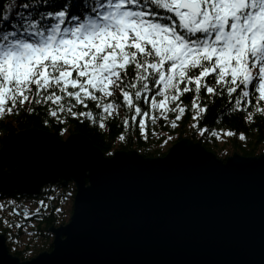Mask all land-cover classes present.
Masks as SVG:
<instances>
[{"label": "snow or ice", "instance_id": "1", "mask_svg": "<svg viewBox=\"0 0 264 264\" xmlns=\"http://www.w3.org/2000/svg\"><path fill=\"white\" fill-rule=\"evenodd\" d=\"M19 7L33 11H16L10 29L0 31V118L26 104L29 113L32 105H48L47 115L60 122L66 113L103 129L120 106L112 102L119 92L133 113L124 118L125 128L138 120L146 135L148 119L157 121L150 112L158 111L164 121L175 114L170 123L176 128L188 107L181 96L202 90L210 101L226 92L230 111L252 106L264 113V0H31ZM13 8L3 6L0 23L9 21ZM87 101L99 112L74 110L87 108ZM208 108L193 96V127ZM252 116L249 111L245 119ZM118 139L125 140L123 132ZM8 205L10 214H21L15 201ZM39 205L48 207L43 200ZM40 212L41 207L35 213L24 207L22 215Z\"/></svg>", "mask_w": 264, "mask_h": 264}, {"label": "water", "instance_id": "2", "mask_svg": "<svg viewBox=\"0 0 264 264\" xmlns=\"http://www.w3.org/2000/svg\"><path fill=\"white\" fill-rule=\"evenodd\" d=\"M70 181L73 213L50 228L52 249L21 260L0 234V264H264V153L223 160L183 138L164 156L109 159L82 134L38 129L0 149L1 194Z\"/></svg>", "mask_w": 264, "mask_h": 264}, {"label": "trees", "instance_id": "3", "mask_svg": "<svg viewBox=\"0 0 264 264\" xmlns=\"http://www.w3.org/2000/svg\"><path fill=\"white\" fill-rule=\"evenodd\" d=\"M23 3H31V0H0V15L3 13L5 4L14 5L9 21L0 23V31L10 29L11 22L17 19L16 11H24L25 14L33 11L32 9H21L19 6ZM131 75L132 70L130 69L129 76ZM194 95H198L203 103L209 104L207 113L202 114L199 119L198 127L192 126L194 121L192 120L191 101ZM112 102L120 106L113 116L106 118L103 129L98 126V122H93L86 117H72L66 113L61 114L63 122H60L47 115L48 105H32L34 111L29 113L25 110L28 107L26 104L18 113L0 118V148L5 146L16 134L38 129L52 132L59 138H63L66 133L82 134L88 137L105 156H108V153L113 154L117 150H137L145 157L164 156L175 142L183 138L200 142L207 150L214 152L223 160L235 152L243 156H259L264 153V113H257L252 106H246L243 111H230L232 102L229 101L226 92L223 97L215 96L211 101L203 90L199 94L194 92L183 94L180 102L188 107L178 121L177 127L172 128L170 123L175 114L169 113V121H164L158 111L150 112V115L157 117V121L152 124L151 119H148L146 135H141L138 120L125 128L124 118L130 117L133 113L123 105L119 92L116 93ZM86 103L87 108L75 105L74 110L77 112H99L95 102L87 101ZM139 103L141 107H146L145 101ZM252 103L256 104L255 96L252 97ZM260 106L264 107V103H261ZM249 111L253 113L251 120L245 119L246 113ZM45 120L48 121L47 124L44 123ZM201 127L208 129L203 135L199 131ZM221 129L225 132L228 130L233 132V135H227L226 143L223 144L213 136L214 134H223ZM122 132L125 135L123 141L118 139ZM240 133L245 134V139H240ZM168 136H171L172 139L164 143ZM74 196V184L69 183L64 186L61 182L45 186L35 196L17 193L0 194V204L6 205L0 209V233L6 234L10 251L21 260H29L43 251L51 250L53 236L50 227L64 224L69 220L73 210ZM41 200L48 205L46 209L39 205ZM8 201H15L16 205L20 206V215L10 214L12 206L8 205ZM28 203L30 204L28 205ZM24 207H27L30 213H35L36 208L41 207L40 215L24 219L22 215ZM56 208H61L62 211L58 213L55 211ZM5 220L12 227H8L4 223ZM16 223H20L22 227H15Z\"/></svg>", "mask_w": 264, "mask_h": 264}, {"label": "rangeland", "instance_id": "4", "mask_svg": "<svg viewBox=\"0 0 264 264\" xmlns=\"http://www.w3.org/2000/svg\"><path fill=\"white\" fill-rule=\"evenodd\" d=\"M68 136H69V133H66V134L63 136V138H61V139L65 140V139L68 138ZM213 136L217 139V141H218L219 143H221V144L226 143L227 135H225V134H214ZM29 204H30V203H28V205H29Z\"/></svg>", "mask_w": 264, "mask_h": 264}, {"label": "bare ground", "instance_id": "5", "mask_svg": "<svg viewBox=\"0 0 264 264\" xmlns=\"http://www.w3.org/2000/svg\"><path fill=\"white\" fill-rule=\"evenodd\" d=\"M0 149H1V148H0ZM138 152H139V151H138ZM139 153H140V152H139ZM140 154H141V153H140ZM142 155H143V154H142ZM143 156H144V155H143ZM144 157H145V156H144ZM69 183H73V182L70 181ZM69 183H68V184H69ZM53 184H54V183H51L50 185H53ZM68 184H67V185H68ZM73 184H74V183H73ZM51 227H52V226H51ZM51 227H50V228H51ZM50 232H51V231H50ZM51 233H52V232H51ZM52 234H53V233H52ZM52 244H53V243H52ZM48 251H50V250H48Z\"/></svg>", "mask_w": 264, "mask_h": 264}]
</instances>
